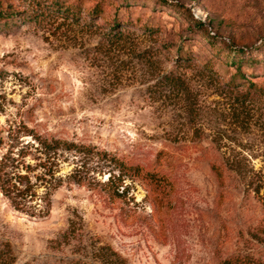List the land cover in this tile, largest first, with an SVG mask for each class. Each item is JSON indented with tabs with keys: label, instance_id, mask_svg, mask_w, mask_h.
<instances>
[{
	"label": "rangeland",
	"instance_id": "obj_1",
	"mask_svg": "<svg viewBox=\"0 0 264 264\" xmlns=\"http://www.w3.org/2000/svg\"><path fill=\"white\" fill-rule=\"evenodd\" d=\"M7 2L0 159L33 193L22 212L0 192L12 264L264 262V0H80L74 15ZM233 49L259 60L242 65L250 93L225 63ZM37 137L91 153H46ZM112 156L166 176L169 201L156 208L142 177L113 180L125 190L110 198Z\"/></svg>",
	"mask_w": 264,
	"mask_h": 264
},
{
	"label": "trees",
	"instance_id": "obj_2",
	"mask_svg": "<svg viewBox=\"0 0 264 264\" xmlns=\"http://www.w3.org/2000/svg\"><path fill=\"white\" fill-rule=\"evenodd\" d=\"M49 1V7L52 11H59L64 15H74V12H80V3L78 0L77 6L72 7L70 5H65L62 0H47ZM75 10V11H74ZM102 11V7L100 3H96L92 9H89L87 13L91 16L99 15ZM17 14V10L12 6L11 3L7 2V0H0V22L7 21L8 19L14 18ZM124 24L117 17H113L112 21L109 24V30L118 32L119 28ZM199 26L203 25L199 23ZM231 53H227L225 63L231 65L235 68V73L233 77L239 78L243 85L247 87L248 93L250 91L255 90L258 87V84L253 83L251 81H246L245 77L247 74L243 72L242 65L243 64H252L253 62H258L256 57L252 55H247L245 51L242 49H233L230 51ZM229 84L235 86L236 84L231 81ZM264 87H260L259 90L262 91ZM38 143L42 146L46 153L54 152L60 149L64 150H79L85 151L90 154L88 148H80L68 141H62L58 139H45V138H36ZM161 154H158L157 161L161 159ZM11 160V162L9 161ZM14 158L3 157L0 159V192L2 195L10 202V204L14 207V209L22 212H27V203L30 201L32 193V187L28 182V177L26 175L16 173L14 169L17 167L14 166ZM109 165L113 167V171L116 173L110 175L108 182L106 183V187L108 190L106 194L109 195L110 198H120L124 194V190L119 192V187L121 185H114L113 180L122 182L124 177H142L146 180L151 186L152 190L156 193V208L163 207L166 204L167 200L169 201V197L171 195V184L166 176L163 174H159L158 172L153 171H144L138 165H128L124 161L117 159L115 157H110ZM212 171L218 182H222L223 173L219 167L212 165ZM262 207L264 209V201H262ZM14 262V258L11 252L10 247L8 245L0 246V264H12ZM221 264H264V262H257L250 259H234V260H224Z\"/></svg>",
	"mask_w": 264,
	"mask_h": 264
}]
</instances>
